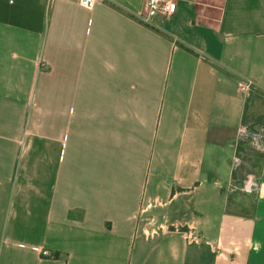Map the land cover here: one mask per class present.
<instances>
[{
	"label": "crops",
	"instance_id": "crops-1",
	"mask_svg": "<svg viewBox=\"0 0 264 264\" xmlns=\"http://www.w3.org/2000/svg\"><path fill=\"white\" fill-rule=\"evenodd\" d=\"M145 4L0 0V264H264V0Z\"/></svg>",
	"mask_w": 264,
	"mask_h": 264
},
{
	"label": "built area",
	"instance_id": "built-area-1",
	"mask_svg": "<svg viewBox=\"0 0 264 264\" xmlns=\"http://www.w3.org/2000/svg\"><path fill=\"white\" fill-rule=\"evenodd\" d=\"M76 1L80 6L92 10L95 8L99 0H73ZM178 11V0H146L145 4V14L141 16L142 21L145 23H150L154 18L158 16L170 17ZM239 86L241 91L248 97L257 94L258 90L253 81L249 79H241L239 81ZM248 133L247 126L243 125L240 128V134L242 137L246 136ZM258 184L254 179H248L243 187V191L247 194L257 193ZM143 211V210H142ZM168 230L178 232L184 235L185 240L188 245H200L203 243V239L199 232H197L196 227L189 224H177L173 223L168 227ZM157 230L151 231V236L156 234ZM44 256L49 255L48 251L43 252Z\"/></svg>",
	"mask_w": 264,
	"mask_h": 264
},
{
	"label": "rangeland",
	"instance_id": "rangeland-1",
	"mask_svg": "<svg viewBox=\"0 0 264 264\" xmlns=\"http://www.w3.org/2000/svg\"><path fill=\"white\" fill-rule=\"evenodd\" d=\"M254 131V130H252ZM261 135H262V130L260 129L259 131H257V133L255 134L254 136V140L255 141H259L261 140ZM254 146V145H253ZM254 148V147H253ZM253 150V149H252ZM252 156L251 157V161L253 163V165H259L260 163V158H261V146L258 145L254 148L253 152L251 151H246L245 152V156L247 157L246 161H249L250 160V157L249 156Z\"/></svg>",
	"mask_w": 264,
	"mask_h": 264
},
{
	"label": "trees",
	"instance_id": "trees-1",
	"mask_svg": "<svg viewBox=\"0 0 264 264\" xmlns=\"http://www.w3.org/2000/svg\"><path fill=\"white\" fill-rule=\"evenodd\" d=\"M244 125L247 126V128H248V133H247L246 136H244V137L242 138V140H241V142H240L241 144H242V143H243V144H246V143H247V140L250 139V137H248V134H249V133L251 134V139H250V140H252V137L255 136V135H253V134H256L257 131H258V129H253V128L249 127L246 123H244ZM260 129H262V128H260ZM260 129H259V130H260ZM252 130H254V131H252ZM262 132H263V130H262ZM253 138H254V137H253ZM261 138H262V136H261Z\"/></svg>",
	"mask_w": 264,
	"mask_h": 264
}]
</instances>
